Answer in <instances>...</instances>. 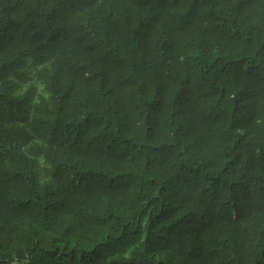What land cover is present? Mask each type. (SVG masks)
Returning <instances> with one entry per match:
<instances>
[{
    "label": "trees",
    "instance_id": "obj_1",
    "mask_svg": "<svg viewBox=\"0 0 264 264\" xmlns=\"http://www.w3.org/2000/svg\"><path fill=\"white\" fill-rule=\"evenodd\" d=\"M0 264H264V0H0Z\"/></svg>",
    "mask_w": 264,
    "mask_h": 264
},
{
    "label": "rangeland",
    "instance_id": "obj_2",
    "mask_svg": "<svg viewBox=\"0 0 264 264\" xmlns=\"http://www.w3.org/2000/svg\"><path fill=\"white\" fill-rule=\"evenodd\" d=\"M27 69V68H26ZM28 70V69H27ZM30 74H33V71L32 72H30ZM33 78H31V77H29L27 80H25V82H24V85H27L29 82L31 83L33 80H32ZM36 85H37V87L39 88H41V85L40 84H37L36 83Z\"/></svg>",
    "mask_w": 264,
    "mask_h": 264
}]
</instances>
